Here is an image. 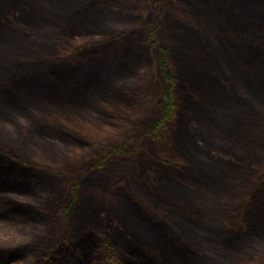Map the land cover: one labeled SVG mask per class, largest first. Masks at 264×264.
<instances>
[{
  "label": "trees",
  "instance_id": "obj_1",
  "mask_svg": "<svg viewBox=\"0 0 264 264\" xmlns=\"http://www.w3.org/2000/svg\"><path fill=\"white\" fill-rule=\"evenodd\" d=\"M9 1L19 7L17 14L9 15L8 8L0 15V44L14 51L7 63L9 75L13 67L16 72L6 82L0 80L6 106L0 107V193L9 194L0 198V220L20 219L35 226L36 234L27 243L0 245V264L1 251L9 253L11 263L71 264L81 254L87 264H116L119 236L125 251L137 259L129 264H190L196 258L208 263L209 249L201 257L177 234V229L186 230L187 240L200 238L195 243L208 246L198 231L200 220L188 214L202 216L205 205L200 199L210 197L192 184L199 181L198 164H206L201 154L208 152L186 130L189 121L185 116L192 113L208 122L216 121L212 115L220 120L221 112L236 111L229 124L232 127L227 128L229 140L247 135L253 119L264 120V0H174L172 4L171 0H152L149 18L125 30L115 28L104 11L114 12L113 5L137 7L139 0H110L108 5L94 0ZM55 26L67 31L68 37L50 44L34 33ZM208 31L219 38L222 50ZM82 33L91 38L84 46L75 43ZM129 38L141 67L150 66L153 56L157 58L161 92L157 94L150 73L131 71V81L102 80L106 96L98 101L89 86L98 81L97 69L89 71L88 62L98 63L115 41ZM220 59L234 75L233 81ZM10 78L13 84L6 87ZM25 89L28 96L47 97L64 107L47 111L48 119L43 118L37 130L31 129L18 121L19 114L26 112L20 102ZM28 115L37 118L30 111ZM54 119L59 124L51 122ZM7 128H11L12 139L4 135ZM34 137L47 142L44 162L25 153L35 145ZM250 138L245 149L261 159L264 133ZM58 139L64 147L55 143ZM139 140L145 143L132 149ZM140 148L146 161L140 170L129 173L140 185L137 194L128 174L113 177L107 171L128 162ZM78 149L89 151L94 159L84 165L73 162L69 156L79 155ZM248 172L241 173L248 176ZM53 173L61 177L57 184ZM49 178L51 193L34 191ZM260 178L257 185L250 183L258 191L264 190ZM107 180L108 188L102 193L101 183ZM25 192L38 202H27ZM13 194L23 198L13 199ZM177 216L184 225H174ZM259 218L264 223V216ZM134 226L140 229L138 233L152 235L168 255L146 246ZM99 228L102 237L96 233Z\"/></svg>",
  "mask_w": 264,
  "mask_h": 264
},
{
  "label": "rangeland",
  "instance_id": "obj_2",
  "mask_svg": "<svg viewBox=\"0 0 264 264\" xmlns=\"http://www.w3.org/2000/svg\"><path fill=\"white\" fill-rule=\"evenodd\" d=\"M94 1H99L105 5L111 4L110 0ZM173 1L174 0H171V4L173 3ZM12 4V1L0 0V15H2L4 12H7L6 10L8 8L9 15L10 13L17 14L16 6H19L17 4ZM151 4L152 0H139L137 7H130L128 9L113 5L112 8L115 9L114 12H112L111 10H105L104 14L106 17H109L110 21L114 25H116L115 28L123 30L127 28L131 29L140 25L142 20H146L147 18H149V14L151 12ZM170 31L171 30H169V32ZM208 32L212 35L214 44L222 50V47L219 46V38L213 32ZM34 33H37L39 37H42V40L47 41L46 39H48L49 43L50 41H60V39L68 37L69 35L67 31L58 26L46 28L45 31L40 33H38L37 31ZM90 39L91 38L87 35V33H82V37L75 38V43L79 44L80 46H84L89 44L88 41ZM70 45H73V43H71ZM66 46L69 47V45ZM7 47L8 46L0 44V63H4V69L0 71V80L4 78L5 82L9 79L8 77L16 73L13 67L11 68V74L9 75L7 63L8 55L12 54L14 51H12L11 48ZM131 47L132 43L130 38L128 40L121 39L117 42L115 41L114 45L110 46L108 50L102 52L98 63L92 61L88 62L87 69L89 71H91L92 67L97 69L98 81L94 82V84H90L89 86L95 92V96L98 101H101L102 98L106 96V92L102 89V80L103 82H107L109 79H114L119 83L131 81L133 78H130L128 76L129 72L131 71L150 73L153 76L154 82L157 84H154V88L157 91V94H160L162 80L159 75L157 58L153 56L150 66L141 67L132 54ZM61 50L64 49L61 48ZM226 56L228 57L227 54ZM219 62V64L222 65L225 74L230 77L229 79L231 81H233L234 75L226 69L225 61H222L220 59ZM111 76L112 78H110ZM12 84L13 80L12 78H10L9 82L5 83V86L11 87ZM1 85L2 83L0 82V86ZM236 85L239 86L240 84ZM99 89L102 90L100 93H97L96 90ZM28 92V89L21 91V94H23L24 97L20 96V102L26 105V112H21V114H19L18 121L22 122L24 125L31 129L37 130L39 128V123L42 122L41 120L47 116V111H52V109H62L64 105L61 106L60 102L52 103L47 97L44 98L37 94L28 96ZM4 105L5 104H3L2 102V92H0V107L6 108V106L4 107ZM66 107L70 106L66 105ZM151 108L152 106H150V109ZM242 109L243 107H241L240 110ZM29 111L37 116V118L29 116ZM219 112H221V110L218 111V113ZM145 114H147V111ZM235 114L236 111L234 110L224 113L221 112L219 116L221 121L218 120L216 116L212 115L216 118V121L211 120L208 122L201 121L196 115L192 113H188L185 116L186 118L188 117L186 120L189 121L187 125H185L186 130H188L191 136H195V139L199 142L203 150L208 152L205 153V155L201 154L202 159L206 164L203 166L200 163L198 164L199 166L195 170V173L197 174L196 176L199 181L192 184L197 185L195 186L197 189H200V191L206 193L208 197L210 196L209 199H200V202L204 203L205 205V207H202V216L197 215V213L191 215L188 212L191 217L200 220L199 225L201 227H199L198 231H200L199 233H201L204 238H207L203 240H205L204 242L208 246L204 245L205 248L198 246L195 243L196 239L192 236L191 240H187L186 237L189 232L186 230L177 229V234L183 238V240L186 242L185 244L197 249L198 252L201 253V257H203L202 255L208 253L207 249H209L210 251V261H208V263L206 261L201 262L199 261L200 258H196L194 260H191V262L187 261L190 262V264L264 263V223L260 222L259 220V217L261 215L264 216V190L258 191L257 188H253L255 186H250L251 182L256 183L257 185L259 183L257 178H259L260 176L261 182L264 181V155L260 154V156L262 157L261 159H258L254 155L250 156L244 147L249 137H251V140L255 135L264 133V120L261 117L259 118L260 120L253 119L252 121H250L249 127H247V130L250 129V132H247V135L239 136L237 137V139L229 140L230 138H228V136H230V134L228 135L227 128L232 127L229 126V124L232 122L231 119L234 118ZM241 114H243V111H241ZM2 116L6 115L4 114ZM46 118L48 119V116ZM63 121H66V119L63 118ZM51 122L59 124L57 119H54ZM22 128L24 130L27 129L24 126H22ZM4 135L8 139H12L13 133H11V128H7L4 132ZM172 137L173 136L171 134V142ZM34 138L35 145L25 153H31L35 156H39L41 160L44 159L41 162H44L46 160L45 154L47 153V142L39 137ZM55 143L60 145V147L65 146L64 142L60 139H58ZM144 143V140L133 142L131 148L136 147L137 145L141 147V145ZM77 152L79 155H75L73 157L69 156V158L79 165H84L87 161L92 160L95 157H92V154H88L89 151L78 149ZM131 158L132 159L124 164L117 163L116 165L111 166L107 173H111V175L114 177L120 176L119 173L125 172L130 178L134 191L138 192L137 194H140V185H138L134 181V176L129 175V173L132 174L133 172L140 170L141 166L143 167V164L146 161V155L143 152V149L140 148L139 152L135 155H132ZM148 165L149 164L147 163L144 167ZM243 168H245V170H243ZM242 171H249L248 176L241 173ZM46 172L49 173L48 170H46ZM53 174L55 175L56 184L57 181L59 183L58 179L61 177L57 175L58 173ZM52 178H49V180L45 183L37 185L34 191L42 195L51 193L52 190L50 188V183L52 181ZM215 178L217 179V181L216 183L212 184L213 179ZM247 179H249L248 182ZM222 182H224L225 185H221ZM107 188L108 180L106 182L102 181V193H104L105 189ZM216 188L219 190L220 188H223V191L225 192L217 193V191L215 190ZM143 192L144 190L142 191V193ZM25 194L27 195V199L26 197L24 198L26 201L28 200L27 202H38L37 198L34 197L31 193L25 192ZM132 194L134 195L135 193ZM101 195L102 197H104L103 194ZM144 197H148L146 196V192H144ZM144 205H147L146 202H144ZM173 223L175 226L177 224L180 226L184 225L181 216L175 217ZM35 229V226L22 223L20 219L0 220V245L11 246L16 245L20 242L27 243L31 241L33 239V235L36 234ZM37 229L38 231L44 230L43 227H38ZM134 229L136 233H138V231L140 230L136 226H134ZM98 235L100 237L103 236L101 228L98 229ZM137 236L139 240L145 243L146 246H152L155 249L159 250V253L163 252L164 254L168 255L167 250L165 251L164 249H162V245L155 241L152 235L147 233H138ZM199 239L200 238H197V240ZM117 243L118 245L115 247V257L117 259L116 264H129L131 261H137L136 258L131 257L127 253V251H125L124 242L120 240V236L117 238ZM231 244L233 246H231ZM239 250L243 252L240 253ZM245 253H248V255H244ZM13 264L26 263L20 262ZM73 264L79 263L75 261Z\"/></svg>",
  "mask_w": 264,
  "mask_h": 264
},
{
  "label": "bare ground",
  "instance_id": "obj_3",
  "mask_svg": "<svg viewBox=\"0 0 264 264\" xmlns=\"http://www.w3.org/2000/svg\"><path fill=\"white\" fill-rule=\"evenodd\" d=\"M9 194L8 193H6V192H3V193H0V198H5V197H7ZM13 196V197H12ZM10 195V197H12L13 199H21V198H23V196L22 195H17V194H13V195ZM154 219H156V217H153Z\"/></svg>",
  "mask_w": 264,
  "mask_h": 264
},
{
  "label": "water",
  "instance_id": "obj_4",
  "mask_svg": "<svg viewBox=\"0 0 264 264\" xmlns=\"http://www.w3.org/2000/svg\"><path fill=\"white\" fill-rule=\"evenodd\" d=\"M2 256L1 258H3V264H11V259L9 258V253L7 252L5 255H3L4 251H1Z\"/></svg>",
  "mask_w": 264,
  "mask_h": 264
}]
</instances>
